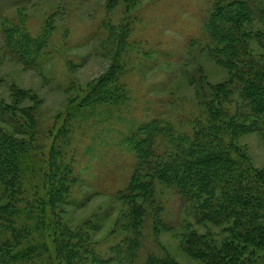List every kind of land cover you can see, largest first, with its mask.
<instances>
[{
	"label": "rangeland",
	"instance_id": "1",
	"mask_svg": "<svg viewBox=\"0 0 264 264\" xmlns=\"http://www.w3.org/2000/svg\"><path fill=\"white\" fill-rule=\"evenodd\" d=\"M263 8L264 0H3L0 100L8 108L0 114V128L27 147L18 179L10 190L0 188V209L19 200L15 218L25 232L11 251L14 259L0 264H93L89 251L112 258L109 264H149L159 257L205 264L190 253L200 238L236 245L232 235L240 232L239 220L208 210L225 186H214L209 197L184 200L158 180L155 168L187 148L196 130L207 133V89L230 80L224 64L234 46L224 50L209 37L211 16L218 10L215 25L236 34L240 48L264 61ZM241 9L245 19L238 22ZM15 38L37 43L41 54L19 63L7 49ZM108 72L103 85L115 91L113 97L85 102ZM226 100L223 108L234 114L237 93ZM154 122L155 158L136 169L126 139ZM235 123L220 142L203 139L200 146L221 143L235 159V183L264 199V138L245 131L242 119ZM59 186L69 191L44 211V200ZM132 217L137 225L131 229ZM134 236L132 257L116 252ZM191 237L198 239L189 240L192 246ZM250 242L242 257L264 264V244Z\"/></svg>",
	"mask_w": 264,
	"mask_h": 264
},
{
	"label": "trees",
	"instance_id": "2",
	"mask_svg": "<svg viewBox=\"0 0 264 264\" xmlns=\"http://www.w3.org/2000/svg\"><path fill=\"white\" fill-rule=\"evenodd\" d=\"M2 1L0 0V3ZM7 4L9 6L12 3L7 1ZM247 12L250 14L251 9L248 8ZM214 13L208 26L209 37L217 44H223L224 50L231 49V45L234 46L233 49L228 51L232 53L228 55L227 61L224 64L230 72V80L227 85L220 84L208 87L207 89L209 91V101L203 103L207 108L210 125L206 129L207 133L200 129L196 130L192 141L188 142L189 140H187V148L179 150L178 156L175 155L168 160H162L161 163L156 164L155 173L158 180L179 190L183 194L184 200L197 199L201 195L209 197L211 196L209 191L214 186L217 184L225 186L223 191L224 196L215 201L217 203L215 207L209 206L208 210L215 213L214 215L218 218L227 219L231 217L239 220L240 232L233 233L232 235V239L233 241L235 240L236 245L232 244V242H227L218 246L212 242H204L202 238L198 240L191 237L188 239L189 244H191L189 240L192 242H197L195 240H198L200 243L199 247H196L190 253L203 259L205 264H256L257 262L255 261L243 258L244 253L242 250H245L250 245L252 246L251 239L257 245L264 244V220L262 218L264 215L261 214L264 211V199L257 192H251L249 187L235 183L232 174L235 159L227 154V148L224 150L221 143L217 142L216 148L205 150L200 144L203 142V139L219 141L218 138L223 137V130L229 129V131H233V129L237 128L238 125L235 123V119L237 118L243 120L242 126L247 128L245 131L258 132L264 138V61L258 60L257 58L259 57H253L250 54V50L240 48L241 42L236 39V34L232 35L230 31L223 29L224 26L217 27L215 23L220 18V13H218V10ZM235 14V20L238 22L245 19L244 15L246 12L243 9ZM259 18L264 20V8ZM13 40L9 39L7 49L11 51V54L15 55L13 58L19 63L26 64L29 62V57L41 54L42 49L37 43L34 44L22 38H15ZM107 81H109V72L89 89L85 102L91 99L97 102L100 96L103 98L101 100L112 98L115 91L109 88L105 89L103 85ZM234 91L237 93L240 103L235 109L234 114H232L223 108V103L227 101L228 96L232 95ZM17 94L15 93L16 99ZM0 102V114H2L4 112L2 110H6L8 107L1 100ZM244 121L246 122L245 124ZM156 123L154 122L153 125H140L126 139L128 146L135 155L137 161L136 169H140L144 165L149 166L150 161L155 158L151 139L153 134L157 132ZM177 146H179L178 143L176 144ZM26 147L25 142L0 128V188L4 192L10 190L11 184L18 179L17 176L22 171L21 161L23 158L21 156L25 155ZM198 169L204 170L205 174H200L197 171ZM221 172L223 175H221ZM68 184L72 185V183ZM68 191L69 188L66 186H59L57 189L53 188L50 191L49 198L44 200V211L48 208L50 209L51 204L53 205L57 199H60L59 196L63 192L66 194ZM18 202L19 200L14 201L13 198L0 209V262L14 259L11 251L18 248L16 241L25 232L24 225L19 224L15 218L20 209L17 207ZM21 206L23 208L26 207L25 204H21ZM214 208H216V211H214ZM134 220V217H132L130 221L131 229L132 227L136 228L137 224ZM50 238L53 241V234ZM135 239V236L131 239H126L124 247L121 249L118 247L116 252L122 251L125 255L132 257L135 253L134 251L137 249ZM85 248L88 249V246L85 245ZM29 251L32 250L29 249ZM89 253L94 260L93 264H109L113 261L112 258L104 259L97 257L91 251ZM24 254L26 255L27 252H23V256ZM247 255L250 256L251 254ZM150 259L149 264H177L169 257Z\"/></svg>",
	"mask_w": 264,
	"mask_h": 264
}]
</instances>
